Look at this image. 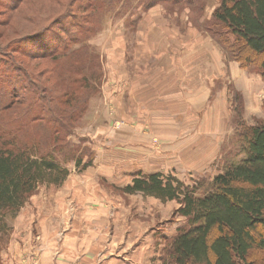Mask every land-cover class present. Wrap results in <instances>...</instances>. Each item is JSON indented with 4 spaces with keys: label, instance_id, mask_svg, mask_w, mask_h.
I'll use <instances>...</instances> for the list:
<instances>
[{
    "label": "rangeland",
    "instance_id": "obj_1",
    "mask_svg": "<svg viewBox=\"0 0 264 264\" xmlns=\"http://www.w3.org/2000/svg\"><path fill=\"white\" fill-rule=\"evenodd\" d=\"M84 1L0 0V132L22 144L59 132L70 169L6 217L0 264H164L186 217L175 199L125 192L139 173L129 162L165 164L200 194L244 156L239 124L264 118L263 76L218 41V0H121L108 12ZM43 42L60 47L42 54ZM208 132L229 134L209 165Z\"/></svg>",
    "mask_w": 264,
    "mask_h": 264
},
{
    "label": "trees",
    "instance_id": "obj_2",
    "mask_svg": "<svg viewBox=\"0 0 264 264\" xmlns=\"http://www.w3.org/2000/svg\"><path fill=\"white\" fill-rule=\"evenodd\" d=\"M88 1L84 8L96 12H108L121 3ZM159 1L192 2L150 0L147 5ZM218 1L212 17L223 29L218 41L224 54L242 67L254 66L264 78V0ZM39 47L49 55L60 46L52 49L43 42ZM239 125L234 135L240 144L238 153L244 156L225 163L202 193L198 183L190 185L161 171L137 173L124 187L127 193L179 202L176 213L186 222L169 241L164 264H264V118ZM48 133L51 136L22 144L17 134L0 132V233L8 227L6 217L14 216L40 184L60 185L70 173L57 158L65 149L62 137L59 132ZM68 155L76 156L74 150ZM75 161L80 164L82 157ZM91 164L89 160L83 166Z\"/></svg>",
    "mask_w": 264,
    "mask_h": 264
},
{
    "label": "crops",
    "instance_id": "obj_3",
    "mask_svg": "<svg viewBox=\"0 0 264 264\" xmlns=\"http://www.w3.org/2000/svg\"><path fill=\"white\" fill-rule=\"evenodd\" d=\"M236 86V85H235ZM239 89V88H238ZM243 96H245L244 94H243ZM245 99H247L246 98V96H245ZM246 102V104H247V101H245ZM217 111H216V109H214V112H213V114L214 113H216ZM192 133H198V132H192ZM206 135H208V137H207V149L203 152H201V153H205V154H203V157H205L206 158V162H207V164L209 165L210 163H212V162H215L216 161V159H218L219 157H220V155H219V151L221 150V147H222V143H223V141H225L226 140V138L228 137V132H220L219 134L218 133H211V132H208V133H206ZM195 136V135H194ZM196 140V139H195ZM194 141V140H193ZM193 145V144H192ZM188 146H191V145H188ZM198 145H196V147H197ZM182 147H183V144H182ZM192 147V146H191ZM217 153V154H216ZM204 158V159H205ZM206 164V165H207ZM129 165H130V167H132V168H136L135 170H138L139 171V173L141 172V173H152V172H157V171H161V172H163L164 171V169H166L167 168V165H159L158 167L157 166H152V165H150V164H148L147 162H144V161H139V160H134V161H131V162H129ZM193 166V165H192ZM192 166L189 168V167H187V169H185V168H183V170H188V171H193V172H196L195 170V168H196V166H194V168H192ZM218 168H220V167H218ZM178 169V168H177ZM182 169V168H181ZM201 169V168H200ZM199 169V170H200ZM198 170V169H197ZM198 170V171H199ZM222 170V168H220V169H218L215 173H214V175L215 174H217V173H219L220 171ZM213 175V176H214ZM72 181H74L73 179L72 180H70V182H72ZM76 181V180H75ZM132 182V181H131ZM69 185H72V186H75V185H73L72 183H70ZM71 189H76V187L75 188H73V187H71ZM67 190H69V188H67ZM76 192H77V190H76ZM76 193H75V190H74V192H72V198L74 197V195H75ZM155 198V197H154ZM158 199V198H157ZM178 202V201H177ZM179 203V202H178ZM179 207V206H178ZM150 244V243H149ZM151 245V244H150ZM132 254V253H131ZM132 256H133V254H132ZM127 258L125 259V260H122L123 262H124V264H133V259H131L129 256H126Z\"/></svg>",
    "mask_w": 264,
    "mask_h": 264
}]
</instances>
